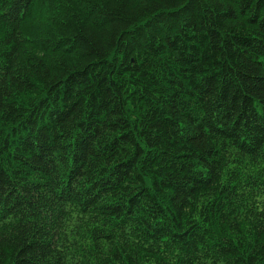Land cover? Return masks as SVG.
I'll list each match as a JSON object with an SVG mask.
<instances>
[{
  "label": "trees",
  "instance_id": "obj_1",
  "mask_svg": "<svg viewBox=\"0 0 264 264\" xmlns=\"http://www.w3.org/2000/svg\"><path fill=\"white\" fill-rule=\"evenodd\" d=\"M0 264H264V0H0Z\"/></svg>",
  "mask_w": 264,
  "mask_h": 264
}]
</instances>
